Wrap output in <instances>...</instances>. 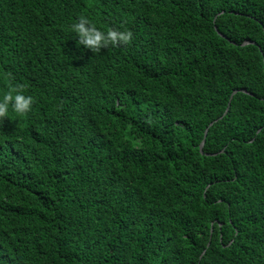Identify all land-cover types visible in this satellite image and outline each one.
Here are the masks:
<instances>
[{"label":"trees","instance_id":"1","mask_svg":"<svg viewBox=\"0 0 264 264\" xmlns=\"http://www.w3.org/2000/svg\"><path fill=\"white\" fill-rule=\"evenodd\" d=\"M81 14L133 38L94 52ZM18 84L0 264H264V0H0Z\"/></svg>","mask_w":264,"mask_h":264},{"label":"clouds","instance_id":"2","mask_svg":"<svg viewBox=\"0 0 264 264\" xmlns=\"http://www.w3.org/2000/svg\"><path fill=\"white\" fill-rule=\"evenodd\" d=\"M68 31L78 37L80 44L91 48L94 52L101 51L105 46L129 42L133 38L131 30L108 27L101 29L88 15L84 14L68 25ZM5 78H8L7 74ZM26 87L25 84H18L14 89L0 90V119L10 115L23 116L31 111L34 97L26 94L24 91Z\"/></svg>","mask_w":264,"mask_h":264},{"label":"water","instance_id":"3","mask_svg":"<svg viewBox=\"0 0 264 264\" xmlns=\"http://www.w3.org/2000/svg\"><path fill=\"white\" fill-rule=\"evenodd\" d=\"M250 42H252V41H251V40H244L241 44H246V43H250ZM236 91L248 92V91H247L246 89H244V88H241V89H234V90L231 92L230 96H229V99H228V102H227V107L225 108L223 114H225V112L227 111L228 106H229V104H230V99H231L232 95H233ZM220 117H222V115L219 116L218 118H220ZM218 118H216L215 120H217ZM212 122H213V121L209 122V125H210ZM206 133H207V127H206L205 130H204L202 140H201V142H200V144H199V148H200V150H201L202 145H203V143H204ZM208 243H209V242H208ZM208 243H207V245H208ZM203 251H204V250H203ZM203 251H202V253H203Z\"/></svg>","mask_w":264,"mask_h":264}]
</instances>
